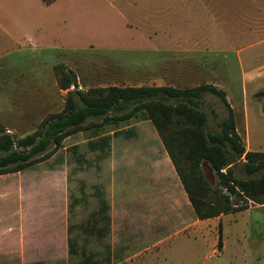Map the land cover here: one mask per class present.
<instances>
[{
  "label": "rangeland",
  "instance_id": "rangeland-1",
  "mask_svg": "<svg viewBox=\"0 0 264 264\" xmlns=\"http://www.w3.org/2000/svg\"><path fill=\"white\" fill-rule=\"evenodd\" d=\"M261 19L264 0H0V125L21 137L49 113L61 111L66 90L58 87L56 66L63 65L74 72L81 90L213 83L225 90L244 146L251 147V116H264V67L249 77L251 34L246 32L251 20ZM180 33L209 49L172 55L163 46L169 34ZM239 42L238 48L247 47L240 54ZM226 43L231 48L223 47ZM201 108L206 130H218L227 116L219 97L206 93ZM259 125L264 130V120ZM119 128L135 131L131 149L146 148L157 135L149 120L132 119ZM90 139V130L76 132L47 158L0 174V264H76L87 254L110 264H264V205L251 206L250 200L247 210L224 217L221 247L216 239L212 247L168 228L146 241L133 224L127 226L132 220L119 218L105 238L89 234L85 228L98 207L93 186L108 188L114 180L111 158L91 151ZM202 168L215 184L214 170L208 163ZM234 173L248 177L240 164ZM80 186L83 202L72 206ZM46 230L51 232L45 235ZM156 237L158 244H147Z\"/></svg>",
  "mask_w": 264,
  "mask_h": 264
},
{
  "label": "trees",
  "instance_id": "trees-1",
  "mask_svg": "<svg viewBox=\"0 0 264 264\" xmlns=\"http://www.w3.org/2000/svg\"><path fill=\"white\" fill-rule=\"evenodd\" d=\"M57 84L66 90L65 105L49 113L38 128L17 137L0 125V174L14 173L47 158L76 132L90 130L92 148H103L108 131L134 120H149L155 128L199 219L246 209L248 201L264 204V152L246 151L236 130L235 114L225 90L212 83L187 87L172 85H107L78 88L74 72L56 66ZM74 86L73 89H70ZM219 97L227 116L218 130L207 131L204 95ZM123 129V128H121ZM127 128L125 132L131 131ZM53 149L51 153L49 150ZM214 170L217 182L205 176L202 164ZM240 164L247 178H237ZM259 174V177H252ZM232 196L240 203H235ZM219 225L218 246L221 245ZM69 246H71L69 240ZM71 251V248H69ZM78 264H101L85 255Z\"/></svg>",
  "mask_w": 264,
  "mask_h": 264
},
{
  "label": "crops",
  "instance_id": "crops-1",
  "mask_svg": "<svg viewBox=\"0 0 264 264\" xmlns=\"http://www.w3.org/2000/svg\"><path fill=\"white\" fill-rule=\"evenodd\" d=\"M42 1L49 4L55 0ZM206 11H208L207 8ZM246 34H251V46L249 47L251 48V66L248 68V74L252 78L255 71L264 67V19L258 20L257 22L251 20V31L248 30ZM169 36H171L167 40L169 43L163 47L174 51L172 53L174 56L176 55V51L180 50H183L185 56L191 54L190 51H204L205 49L204 52H206V49H209L208 43L211 42L206 40L204 44L208 45L201 47L199 46L201 40H198L197 37L182 35L181 33L176 34V36L169 34ZM231 44H223V47L231 48ZM237 44L235 49H237L239 54L240 51H245L247 48H238L240 47V42ZM256 90V95H261L262 92L259 89ZM232 109L234 111V108ZM262 120H264V116H251V147L248 145L247 147L245 146L246 151L264 152V130L259 125ZM125 130L127 128L115 132L111 131L107 134L109 139L103 149L99 147L92 148L88 144L91 151H97V156H104V158L109 156L111 158L109 170L114 172V180L108 188H102L100 184L93 186V194L98 199V207L89 216L91 220L85 230L91 235L105 238L110 234L114 220L119 218L121 220H132L131 223H127V226L133 224L137 234L147 237L145 239L146 241L153 234L159 233L160 228H168L177 234L187 233L194 239L200 237L204 243L212 245L213 247L215 244L214 240L216 239L218 241L219 225L221 227L220 234L222 237L223 219L225 216L234 212L206 219L197 218L187 193L158 134L146 148L131 149V143L129 141L136 133L135 131L125 132ZM236 130L242 138L237 122ZM79 190L81 195L73 197L72 206L83 202L84 191L81 186ZM109 191H111L110 197ZM253 205L263 206L264 204L252 203L251 206ZM247 209L237 212H242ZM100 222H103L102 226L99 225ZM49 231L51 232V230H46L45 235ZM57 235L59 236L58 247L62 252L64 241L63 229L58 230ZM157 238L152 243L149 241L147 244H158L160 239L158 240ZM66 242L68 251L70 247L69 238L67 237ZM216 244L218 246V243ZM56 248L55 246V248L51 249L57 250ZM87 255L92 257L93 260L98 261V258L93 254ZM207 258L208 254L205 255V259ZM100 263L110 264L109 262Z\"/></svg>",
  "mask_w": 264,
  "mask_h": 264
}]
</instances>
